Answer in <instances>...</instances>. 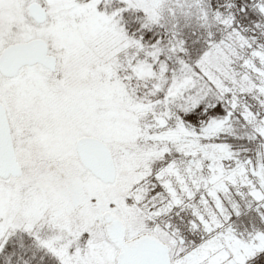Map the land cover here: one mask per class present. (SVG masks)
Returning <instances> with one entry per match:
<instances>
[{
	"label": "snow or ice",
	"instance_id": "1",
	"mask_svg": "<svg viewBox=\"0 0 264 264\" xmlns=\"http://www.w3.org/2000/svg\"><path fill=\"white\" fill-rule=\"evenodd\" d=\"M0 264H264V0H0Z\"/></svg>",
	"mask_w": 264,
	"mask_h": 264
}]
</instances>
